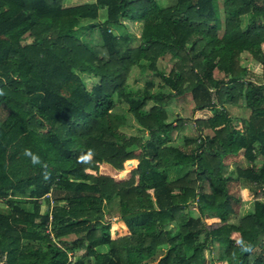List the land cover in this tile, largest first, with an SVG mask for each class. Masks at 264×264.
I'll list each match as a JSON object with an SVG mask.
<instances>
[{"label":"trees","instance_id":"1","mask_svg":"<svg viewBox=\"0 0 264 264\" xmlns=\"http://www.w3.org/2000/svg\"><path fill=\"white\" fill-rule=\"evenodd\" d=\"M65 1L0 0V264H206L217 245L219 263L264 264V0ZM123 20L143 23L138 40L115 33ZM244 54L262 66L257 82ZM69 83L80 88L63 94ZM187 94L213 116L176 145L183 121L167 108ZM241 99L251 115L239 130L227 105ZM127 114L146 136L122 131ZM241 152L247 166L224 175ZM138 158L127 181L91 173ZM234 181L263 196L237 225ZM109 218L129 234L113 238Z\"/></svg>","mask_w":264,"mask_h":264},{"label":"rangeland","instance_id":"2","mask_svg":"<svg viewBox=\"0 0 264 264\" xmlns=\"http://www.w3.org/2000/svg\"><path fill=\"white\" fill-rule=\"evenodd\" d=\"M159 4L163 8L171 7L174 4V0H157ZM95 0H66L65 1V7H72V6H78L86 3H94ZM221 13L223 14V5H221ZM107 18L106 12L101 11L99 16L100 23L104 22ZM123 27L116 28L115 33H117L121 37H131V41L138 40L142 34L143 30V23L141 22H131L123 20ZM223 34V30L220 31V35ZM82 39H85L88 43H91L92 45L97 44L99 42V35L96 32H85L82 34ZM264 48V47H263ZM249 55H245L242 57V65L245 66L246 64L249 66L252 70V72H260L255 74H261L262 72V66L259 64H255L252 61V58ZM249 60V61H248ZM177 63V59H174L171 55H166L164 57L159 58L158 60V68L159 70L163 71L166 75H169L170 72L173 70L175 64ZM252 64V66H251ZM255 64V65H254ZM246 65V66H247ZM141 70V69H139ZM137 71V75L140 71ZM217 79H222L224 76L219 72H216L215 74ZM136 79V77H132L130 79L131 82H133ZM227 81V79H225ZM144 82L143 78L140 80V85H142ZM80 88L79 84L77 83H69L64 86L62 92L63 94L70 95L78 91ZM165 93L170 92L168 88H165ZM153 103H150L148 106V109L152 106ZM228 111H230V116L233 121V125L241 130L243 128V122L242 120L248 119L251 115V111H243V108L245 110L246 104L243 99L238 100L236 103L234 101V104L227 105ZM232 108V109H231ZM169 112V119L170 121L174 120L176 116H179L182 118L183 121V128H177L172 133L169 134L170 140L174 144L181 145L183 143V137H193L197 138V136H203V131L201 132L199 130V122L200 121H206L209 118L213 116V113L210 110L206 111H197L194 107V103L192 101L191 95L187 94L186 96L180 97L178 99H175L172 101L167 108ZM120 114H126L124 109L119 110ZM128 123L129 125L125 128H122V131L129 135H135V136H146L147 133L144 132L141 127L138 125L137 121L128 115ZM211 132L208 129L205 131ZM183 145V144H182ZM136 162V167L128 166L126 163L124 165V169L122 171L116 170L110 165L107 164H98V172H91L95 175H106L111 176L118 181H127L134 177V171L138 168L139 165V158L132 160ZM261 161V160H259ZM224 166V175L229 176L232 172H236V169L240 166H247V163L245 162L243 152L239 153L237 156H228L223 161ZM259 164V163H258ZM129 170L127 173H123L126 170ZM182 190L176 189L174 192L180 193ZM229 191L234 196L235 199V206H234V214L230 217V223L231 224H239L240 220H242L245 216H247L253 208L254 202L257 199H263L262 194L258 193L259 195H255L253 192H251L242 182L234 181L229 184ZM45 208V207H44ZM0 211L6 212V207L4 204L0 202ZM192 211L196 214L198 213L197 207H193ZM186 210L182 208H177L174 210V219L176 223H179L183 221L186 218ZM110 224H111V235L113 238H119L124 235H128L129 231L124 226V224L120 221H118L117 218H109ZM206 223L208 226H214L215 224L220 223L219 219H208L206 220ZM233 237L236 240L240 239L239 234H234ZM263 238V236H262ZM261 242L258 243L260 245ZM84 254V250H77V255L82 256ZM219 256V249L218 245L212 252L207 250L205 252L206 257V264H225V263H219L217 262V258Z\"/></svg>","mask_w":264,"mask_h":264},{"label":"crops","instance_id":"3","mask_svg":"<svg viewBox=\"0 0 264 264\" xmlns=\"http://www.w3.org/2000/svg\"><path fill=\"white\" fill-rule=\"evenodd\" d=\"M247 65V64H246ZM255 65V64H254ZM251 66H252V64H251ZM247 67L250 69V71H251V74H250V79L253 81V82H257L258 80H259V77L261 76V74H262V72H261V74L259 75V74H255V73H260V72H252V70H251V68H250V65L248 66L247 65ZM248 109L247 108H245V110H244V108H243V111H247ZM244 120V119H243ZM243 120H242V122H243ZM245 121V120H244ZM244 123V122H243Z\"/></svg>","mask_w":264,"mask_h":264},{"label":"water","instance_id":"4","mask_svg":"<svg viewBox=\"0 0 264 264\" xmlns=\"http://www.w3.org/2000/svg\"><path fill=\"white\" fill-rule=\"evenodd\" d=\"M132 163V161H128L127 164L130 165Z\"/></svg>","mask_w":264,"mask_h":264}]
</instances>
